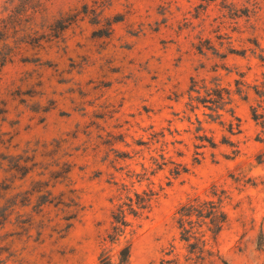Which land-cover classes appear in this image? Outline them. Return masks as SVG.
Listing matches in <instances>:
<instances>
[{
  "label": "rangeland",
  "instance_id": "374dc122",
  "mask_svg": "<svg viewBox=\"0 0 264 264\" xmlns=\"http://www.w3.org/2000/svg\"><path fill=\"white\" fill-rule=\"evenodd\" d=\"M104 263L264 264V0H0V264Z\"/></svg>",
  "mask_w": 264,
  "mask_h": 264
},
{
  "label": "trees",
  "instance_id": "16d2710c",
  "mask_svg": "<svg viewBox=\"0 0 264 264\" xmlns=\"http://www.w3.org/2000/svg\"><path fill=\"white\" fill-rule=\"evenodd\" d=\"M258 113L254 112V118L258 119ZM261 117V116H260ZM233 125V123H231ZM212 145L213 142H211ZM221 196H218V200H202L198 197L189 200L187 203L183 204L179 210L178 214H180L179 223L180 227L183 228V239L188 240L191 234H194V222L193 216L200 223H205V220L209 219L210 223L213 224V232L218 233L223 223L226 220V214L220 210L221 204ZM197 222V223H198ZM196 248H199L196 246ZM129 254V248H125L121 251V262L127 260ZM107 264V263H104Z\"/></svg>",
  "mask_w": 264,
  "mask_h": 264
}]
</instances>
